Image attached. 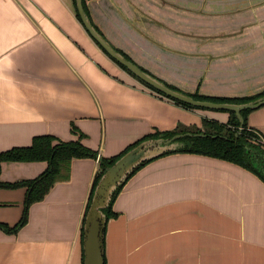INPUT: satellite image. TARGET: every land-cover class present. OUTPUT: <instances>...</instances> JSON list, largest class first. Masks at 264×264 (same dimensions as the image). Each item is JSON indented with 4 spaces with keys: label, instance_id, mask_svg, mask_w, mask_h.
Instances as JSON below:
<instances>
[{
    "label": "crops",
    "instance_id": "0c3cea01",
    "mask_svg": "<svg viewBox=\"0 0 264 264\" xmlns=\"http://www.w3.org/2000/svg\"><path fill=\"white\" fill-rule=\"evenodd\" d=\"M86 2L111 43L166 83L217 97L264 90V0ZM203 117L226 122L229 113L148 88L90 36L75 0H0V152L53 135L98 153L73 158L16 232L1 225L19 222L27 187L0 188V264H83V219L100 158L155 132L201 127ZM247 123L264 139V105ZM47 166L5 161L0 178L33 179ZM112 209L106 264H203L219 259L221 245L251 243L258 229L253 243L264 245V180L218 157L154 158L129 177ZM223 229L234 241L221 239Z\"/></svg>",
    "mask_w": 264,
    "mask_h": 264
},
{
    "label": "trees",
    "instance_id": "16d2710c",
    "mask_svg": "<svg viewBox=\"0 0 264 264\" xmlns=\"http://www.w3.org/2000/svg\"><path fill=\"white\" fill-rule=\"evenodd\" d=\"M87 0H83V3L88 11ZM77 16L80 19V15L77 12ZM96 26V25H95ZM97 27V26H96ZM98 28V27H97ZM99 29V28H98ZM100 30V29H99ZM97 43V42H96ZM98 44V43H97ZM99 45V44H98ZM100 46V45H99ZM101 47V46H100ZM102 48V47H101ZM103 49V48H102ZM121 51L125 56L129 59L131 57L125 53L123 50L117 48ZM104 50V49H103ZM117 62V61H116ZM118 63V62H117ZM123 69L129 72L132 76L137 78L130 70H128L125 66L118 63ZM142 67V66H141ZM143 68V67H142ZM145 69V68H144ZM147 70V69H145ZM148 71V70H147ZM138 79V78H137ZM140 82L145 84L148 88L155 91L156 93L167 97L166 95L158 92L153 89L142 80L138 79ZM169 84V83H167ZM171 87L180 89L174 85L169 84ZM197 99L203 100H212L216 102H247L253 99H256L262 95H264V90L249 96L242 97H217V96H206L202 95L199 92L191 93ZM174 102L194 109H203L208 110L206 108H198L182 101L173 99L171 97H167ZM211 110V109H210ZM254 109H245L242 111L244 116V123L241 126L240 120L237 117L234 111L228 110H215V111H225L229 113V119L227 122L219 121L218 119L203 117L202 126L201 127H186V126H178L177 129L168 131V132H155L153 134H149L142 139L138 140L131 146H129L126 150H124L121 154L114 157H101L99 163V172L97 173L91 194L89 196L87 209L91 204L92 197L94 194L95 187L101 178L102 174L105 170L112 165L123 153L137 145L141 141L148 138H157L161 135L165 137H171L177 133L184 132H193V133H205V136H186L183 139L189 140L192 142L191 147H184L179 152H189V153H198L213 157H218L222 159H226L228 161L239 164L257 175H259L264 180V139L262 135L252 129L249 128L247 123L248 114ZM217 135V136H213ZM255 149V153L249 148ZM173 153L167 152L166 154ZM76 157H93L97 158L98 153L96 151L91 150L90 148L84 146L80 141H62L53 135H38L33 138V142L30 146L24 147H13L9 150L0 152V176L2 163L5 161H47V168L36 178L21 180L14 183L3 182L0 178V188H17V187H27L28 195L25 199L24 211L19 222L14 226H9L6 224H2L7 231L16 232L20 227L25 225L28 221L29 207L31 204L40 201L45 198L50 189L54 186V184L60 180L67 177V173L69 170V166L71 160ZM262 158V160H260ZM258 159V160H257ZM149 162V161H147ZM147 162L142 164L140 167L145 165ZM139 167V168H140ZM139 168H137L132 174H134ZM131 174V175H132ZM124 185V184H123ZM122 186L118 188L115 192L113 199L110 205L104 209L107 214L108 219L117 215L116 212L113 211L112 205L115 197L122 189ZM85 216L83 219V224L85 221ZM83 227H82V237H83Z\"/></svg>",
    "mask_w": 264,
    "mask_h": 264
},
{
    "label": "water",
    "instance_id": "95a60500",
    "mask_svg": "<svg viewBox=\"0 0 264 264\" xmlns=\"http://www.w3.org/2000/svg\"><path fill=\"white\" fill-rule=\"evenodd\" d=\"M75 4L83 26L95 42H97L113 60L125 66L138 79L167 97L198 108L234 111L240 120L241 126L245 121L242 114L243 110L250 108L256 109L264 105V95L241 103L216 102L197 99L187 91L171 87L164 80L145 70L138 63L127 58L125 54L119 51L95 26L83 0H75ZM195 135L205 136L206 134L202 132H184L177 133L171 137L161 135L157 138L145 139L123 153L105 170L95 187L92 201L83 224V264H106L105 230L108 217L104 209L110 205L118 188L125 184L131 174L145 162L165 155L167 152H179V150L184 147H191L192 142L183 138ZM213 136L215 137L217 135ZM249 148L255 153V149Z\"/></svg>",
    "mask_w": 264,
    "mask_h": 264
},
{
    "label": "rangeland",
    "instance_id": "374dc122",
    "mask_svg": "<svg viewBox=\"0 0 264 264\" xmlns=\"http://www.w3.org/2000/svg\"><path fill=\"white\" fill-rule=\"evenodd\" d=\"M221 231H222L220 235L221 239L233 240L232 237L235 236L237 237V235H233L231 233L232 229L231 230L223 229ZM245 231L249 232L250 230L246 229ZM255 231L257 235H254V238H252L251 243H247V244L234 243L228 245H221L220 246L221 254L219 256V259L218 260L205 259L203 264H264V245H258L253 243L255 242V239L259 238L260 231L262 230L258 229ZM241 232L243 236V230H241ZM261 237L264 236L261 235ZM240 240L243 241V238H241Z\"/></svg>",
    "mask_w": 264,
    "mask_h": 264
}]
</instances>
